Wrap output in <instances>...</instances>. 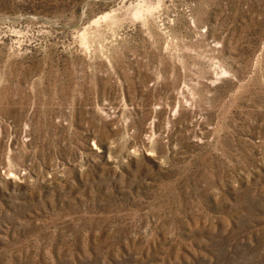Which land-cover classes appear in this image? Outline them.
Returning <instances> with one entry per match:
<instances>
[{"label":"rangeland","instance_id":"obj_1","mask_svg":"<svg viewBox=\"0 0 264 264\" xmlns=\"http://www.w3.org/2000/svg\"><path fill=\"white\" fill-rule=\"evenodd\" d=\"M0 264H264V0H0Z\"/></svg>","mask_w":264,"mask_h":264}]
</instances>
